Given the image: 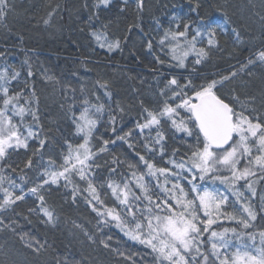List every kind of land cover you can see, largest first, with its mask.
Returning <instances> with one entry per match:
<instances>
[{
    "label": "trees",
    "instance_id": "trees-1",
    "mask_svg": "<svg viewBox=\"0 0 264 264\" xmlns=\"http://www.w3.org/2000/svg\"><path fill=\"white\" fill-rule=\"evenodd\" d=\"M197 2L201 7L195 12L190 11V5ZM10 3L12 9L7 18L0 19V52L5 54L0 57V69L11 65L21 71V76L11 81L10 91L23 89L24 95L30 97L29 88L34 87L39 98V122L41 124L45 120L53 127L54 141H46L43 148H40L38 140L33 139L29 141L28 149L10 150L7 162L17 169L15 173H10L5 162L0 161L5 175L10 174L17 183H20V175H26L25 191L40 182V174L50 158L52 160L54 155L61 158L66 154V142H71L73 146L82 143L68 111L73 96L76 103L73 111L77 115L80 101L85 97L96 102L92 96L94 92L100 97V102L109 103L103 90L96 85L97 81L109 82L113 100L119 101L125 112L118 117L116 134L112 133L105 112L94 132L92 144L116 140L117 135L125 136L132 132L125 140H116L115 145L109 144L113 155L111 165L107 162V156L101 153L95 158V165L99 167L94 165L91 168L92 182L98 186L101 199L109 208H117L118 202L111 195L107 183L122 185L123 174L134 184L132 178L125 175L127 170L132 169L128 166L140 168L137 153L146 159L151 156L143 147L149 132L145 130L140 133L136 123L143 122L142 112L145 108L156 110L158 102L162 100L159 89L171 76H176L181 83L187 78L199 85L236 72V77L224 81L222 86L218 85L217 94L222 98L228 97L227 102L238 97L241 103L256 108H260L264 100V63L255 61L240 71L241 65L247 64L249 59L255 60V53L264 50V0H144V9L139 14L135 9V0H128L127 4L124 0H111L107 7L98 9L94 7L97 0H10ZM56 5L59 7L46 25L44 20L48 19V12ZM121 8L125 10L121 11ZM94 13L98 15L94 16ZM174 14L180 17L182 23L191 21L193 28L201 18L214 19L227 28V32L216 29L219 47L212 48L201 64L194 65V57L190 56L185 68H177L174 64L170 67L167 62L158 66L154 55L146 50L144 34H149L155 44L163 29L177 22L172 19ZM137 24L139 27H134ZM94 31L106 32L109 40L120 39L121 49L109 52L106 47L101 48L92 36ZM236 33H239V42ZM198 46H206V39L204 44ZM155 55L165 59L158 48ZM26 57L32 65V77L26 75V65L21 67ZM86 60L99 61L100 64ZM46 77L53 79L48 91ZM66 80L72 87L80 89L79 92L60 90ZM81 88L84 89L83 93ZM253 97L254 102L251 100ZM14 122H19L18 118H14ZM31 122V117L26 116L25 123ZM161 124L166 137L164 155L161 157L157 151L151 159L157 167H171L167 161L172 157L173 150H179L175 157L179 159L181 154L188 152L187 145L193 141L183 133L173 134L174 130L170 131V125L164 124L163 120ZM155 134L154 128L150 135L154 137ZM41 138L44 136L41 135ZM33 152H37V155H33ZM29 158L33 161L32 170L25 168ZM114 158L120 163H113ZM112 168L116 169L115 173L111 172ZM145 178L147 182L148 177ZM160 179L162 182L163 178ZM253 179L256 180L253 185L255 196L242 190L257 213L254 223L260 229L264 227V220L260 219L264 208V183ZM41 194L45 197L46 206L54 210L56 223H47L42 214L29 212L38 204L36 197L28 195L24 201L17 202L13 209L3 214L5 223L15 220L19 226L13 232L0 225V264H57L58 259L64 258L79 261L80 264H159L146 245L131 240L115 223L103 224L102 217L85 200L87 193L78 192L73 199L72 188L69 185L65 187L61 179L59 184L46 185ZM225 226L229 225L226 223ZM23 233L44 245L40 252L34 251L35 245L33 248L25 245L20 239ZM85 233L92 235L93 240H89ZM101 240L108 241L109 247H104Z\"/></svg>",
    "mask_w": 264,
    "mask_h": 264
},
{
    "label": "snow or ice",
    "instance_id": "snow-or-ice-1",
    "mask_svg": "<svg viewBox=\"0 0 264 264\" xmlns=\"http://www.w3.org/2000/svg\"><path fill=\"white\" fill-rule=\"evenodd\" d=\"M110 3L111 0H97L94 7H107ZM124 3L127 4L128 0H124ZM144 6V0H135L138 14ZM58 7L56 5L48 12V19L44 20L46 25L51 22ZM200 7L197 2L190 5V11L195 12ZM11 9L10 0H0V19H6ZM124 10L121 8V11ZM172 19L177 22L163 29L162 34L155 39V44L149 34H144L146 50L154 55L158 66L167 62L170 67L174 64L177 68H185L190 56L194 57L193 64L199 65L208 58L212 48L219 47L216 29L228 31L214 19L201 18L194 28L191 21L182 23L175 14ZM157 25L159 27L158 20ZM134 27H139V24ZM92 36L101 48L106 47L109 52L121 49L122 41L109 40L106 32L94 31ZM236 37L239 42V33H236ZM205 39L206 46H198L204 44ZM157 48L165 59L155 55ZM4 55L0 52V57ZM255 61L264 63V50L255 53V60L249 59L247 64L241 65L240 71ZM25 65L26 75L32 77L34 73L27 57L21 67ZM236 75V72H232L220 80L213 79L199 85L187 78L181 83L176 76L166 81L159 89L162 100L158 102L156 110L145 108L142 112L143 122L136 123L140 133L145 130L149 132L143 147L151 154L150 158L136 154L145 171L139 175L131 171L134 184L125 179L123 174L122 185L107 183L111 195L118 202L117 208H109L104 204L98 186L92 182L91 168L95 165V158L108 151L109 144L115 145L116 140H125L132 132L129 131L125 136L117 135L116 140H102L98 145H93L92 141L105 112L111 131L116 134L118 117L125 112V108L119 101L113 100L106 80L97 81L96 85L108 99L107 105L100 102V97L94 92L92 96L96 102L85 97L80 101L77 115L73 111V96L68 111L82 143L73 146L71 142H66L67 151L62 156V162L56 164L50 158L40 174V182L27 188V191L25 174L19 176L20 183H17L10 174L5 175L4 167H0V225L15 232L18 222L10 220L5 223L3 214L13 209L17 202L24 201L28 195L38 200L37 206L29 209V212L42 214L47 223L55 224L57 217L54 210L46 206L41 190L46 185L59 184L61 179L67 187L72 183L70 177L76 176L87 184V188L80 190L73 187V199L78 192L87 193L85 200L103 218V224L115 223L131 240L146 245L155 254L159 264H264V227L257 229L254 223L257 213L241 191L243 188L255 196L253 185L256 180L253 178L264 180V100L261 107L256 108L241 103L238 97L227 102L228 97L218 95V85L222 86L224 81ZM20 76L21 71L11 65L0 69V161L5 162L10 173L17 171L7 162L10 150L28 149L29 141L33 139L38 140L40 148H43L47 140L46 136L41 138L43 126L39 122V98L35 88H29L30 97L24 95L23 89L10 91L11 81H16ZM25 86L28 87L27 81ZM69 91L74 93L75 89L69 88ZM251 100L254 102L255 98ZM26 116L31 117V123H25ZM14 118H18L19 122H14ZM162 120L164 124L170 125V131L174 130L173 134L183 133L193 141L187 145L188 152L181 154L179 159L175 158L179 150L174 149L167 161L171 167L164 168L157 167L151 159L157 151L161 157L164 155L166 137L162 131ZM154 128L156 134L153 137L150 134ZM37 152H33V155H37ZM113 163L120 162L114 158ZM33 167V161L29 158L25 168L32 170ZM129 168L133 166L129 165ZM111 172L115 173V169H111ZM145 177H148L147 182ZM217 185L224 186V191H220ZM260 219L264 220V208ZM226 223L229 226H225ZM20 239L28 248L35 245V252H40L44 247L39 240L28 237L27 233L20 234ZM88 239L93 240V236L88 235ZM101 243L109 247L108 241L101 240ZM57 264L80 262L64 258L58 259Z\"/></svg>",
    "mask_w": 264,
    "mask_h": 264
},
{
    "label": "rangeland",
    "instance_id": "rangeland-1",
    "mask_svg": "<svg viewBox=\"0 0 264 264\" xmlns=\"http://www.w3.org/2000/svg\"><path fill=\"white\" fill-rule=\"evenodd\" d=\"M17 9H18V8H16L15 10H17ZM0 47H2V46H0ZM29 52L37 53V51H29ZM86 61H90V62H94V63H99V64H100L99 61H91V60H86ZM52 82H53V79H52V78L46 80V85H47L46 88H47V91L49 90L50 86L52 85ZM69 88H71V89H75V93H78L79 90H80V89H77L76 87H72V84H71L68 80L65 81L63 87H62L60 90H65L66 92H70V91H69ZM70 102L73 103L72 100H71ZM75 106H76V103H75ZM124 118H125V117H123V120H124ZM41 125L43 126L42 135H43L44 137H45V136L47 137V140H46V141L53 142L54 140H53V135H52V129H53L52 124H51V123L48 124V123L44 120V121L41 123ZM148 136H149V135H148ZM49 154H50V153H49V150H47V155H49ZM47 155H46V156H47ZM103 155H106V156H107V162H108L109 165H111V164H110V161L112 160L113 155L111 154V149H110V147H108V151L105 152ZM52 160L55 161L56 164H60V163L62 162V157L60 158V157H57L56 155H54L53 158H52ZM47 164H48V162H47ZM128 164H129V162H128ZM128 167H129V166H128ZM112 169H114V168H112ZM144 170H145V169H143L141 166H140V168H134V167H133L131 170H127V171L125 172V175H126V176L129 175V176L131 177V175H130L131 171H136V172H137V175H139V173L143 172ZM115 172H116V169H115ZM70 179H71V181H72V183L69 184V187H70V188L73 189V187H77V188L80 189V190H83V189H86V188H87V184H86L85 182L81 181L78 177H76V176H71ZM145 180H146V178H145ZM132 181L135 183L134 180H132ZM262 181H263V182H262ZM258 182H259V183H264V180H259V179H258ZM217 187H219L220 191H224V186L217 185ZM242 189H243V188H241V191H243ZM133 190H135V189H133ZM137 194H139V193H137ZM97 207H100V206L97 205ZM140 207L143 208L144 205L141 204ZM102 220H103V218H102ZM127 237H128V236H127ZM136 242H137V241H136ZM138 243H139V242H138Z\"/></svg>",
    "mask_w": 264,
    "mask_h": 264
}]
</instances>
